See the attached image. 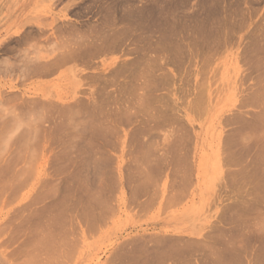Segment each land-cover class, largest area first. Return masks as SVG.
<instances>
[{
    "label": "rangeland",
    "instance_id": "obj_1",
    "mask_svg": "<svg viewBox=\"0 0 264 264\" xmlns=\"http://www.w3.org/2000/svg\"><path fill=\"white\" fill-rule=\"evenodd\" d=\"M180 1L183 3L178 2L179 4L177 3V5L178 6H184L185 5L184 7H181L182 9L179 8L178 6L177 7L179 9L177 7H174V5L171 4L172 2H167L166 7L168 9H170V7H174V8H177L178 10H180V11H178L177 9H174L177 13L180 12L179 13L180 15H177V16L179 19L181 18V20H183V19L189 20L190 19L189 16L191 14H188V13H190L191 11L193 12V13L191 12L192 14L197 13L196 15L199 16V14H198L199 10H197V6H198V9H200V8L203 9V11H201V9H200V11L204 14L206 12V10H204V9H206V8H203V7H206V5H207V8H208L209 3L211 2V1L208 2V0L207 1L206 0H189L190 2L187 0L188 2L186 1V3H185V0H180ZM222 1L221 2H220V0L218 1V3L220 2L218 4V6H220L219 8H223V7L227 8L229 6L228 9L234 10V13L231 16L239 15L240 19H239V16H235V18L237 17L236 19L238 21H236L234 19V17H233V19L235 21L233 19H231V20H233L232 21L233 23L232 22H230V23L233 25L234 29H233V27H231L229 25L227 28L229 30H231L230 32L228 29L224 28L225 32H223L221 30L222 32L215 34V35H217L218 38H222L225 36L224 39L227 38L229 41V42L226 41V43L222 44L223 46L221 45V47L214 48V49H216V51L221 49L220 51H218V53L215 51L214 54H212L214 51L213 49H212L213 50L212 53H209L211 51H209L207 53V51H206L207 48L203 47V48H205L204 52H203V49L199 48L198 49L199 54L198 55L196 54L197 55L196 57L194 56L195 60H194V57H193V59H190L191 55H190V53L188 54V52H189L188 49L186 50L187 55H184L185 57L182 56L183 58L181 60L180 59L177 60L178 58H176L174 54L166 57L168 62L166 60H165L166 62L163 61L165 59V57H164V59L161 60L162 61L161 62L162 68L159 69V71L157 73L160 75L163 73V71H167V72L170 71L171 73L173 72L172 75H174V76H172V75L169 76L170 72H169V74L166 72L165 74L168 75V82H169V84L167 83L166 85L171 86V87L164 85L165 87H161L162 89L157 91L156 94H157V96L158 95L165 96V98L161 97L163 99H160L162 101L161 102L162 104L160 103V105H159L160 107H162L161 105H163V103H165V106H166L167 102L170 103V104L168 103L169 107L173 106L174 104L175 105L173 107L178 106L177 108H174V110L172 109V110L168 111L172 116L175 117V119L173 118L175 121H173V119H172L171 120L172 122L168 121V120H167L168 121L167 122L166 119H164L163 117H160V116L158 117L157 120L155 119L154 122L152 121V125H153L152 127L154 130L152 134L154 136L153 135L149 136L148 134L147 135L146 134L139 135V133H137L136 135L134 134L135 133L134 129L136 130V127L138 128V126H140L139 123L141 124V122H136V123L133 122L134 124L133 123H127V124L124 123V125L121 124V126L117 125V126H119V129L117 126L115 128L116 130L114 129V133L117 134L119 132V135L118 134H117V136L114 135L115 138L112 136L113 138L111 137V139L116 140L114 142L115 143L117 142L116 143L117 145L115 144L116 145L115 146L112 143L111 146H109L110 147V149L108 148L110 151L109 154H111V157L113 159L111 158L112 161L109 162L110 163L109 166L107 165L108 168L105 169V171L108 172V173L106 172V174L109 175V173H110L111 176L110 177L108 176L109 177L108 178L107 175L105 174L104 179H106L105 180L106 184H104V179H102V181L100 179H98L100 176L97 178L95 175L96 179L93 177L94 180H92V183L95 182L96 184H99V185L95 184L96 185L95 187H94V184L91 185V187H93L95 189L97 188L96 189L97 192L99 191V193L96 192V194H94V196L96 198L97 197L100 198V197H102V195L105 194L104 195L105 197L101 198V200L103 199L102 200L103 202L99 199H98L99 201H97L95 198V200L97 202H100V205H98L99 203H97L95 201V203H97V204H94L93 202L92 203L94 204V206L96 208L94 206L89 208V210L91 209V212L90 211H88V212L91 213L92 215L97 213L94 217L95 219L91 217L92 218L91 220L94 219L93 220L94 224H95L94 225L91 222H90L91 224H89V222H88L89 217H87L86 215H88V216H92V215L86 214L87 210H85V209H88L86 207H89V206H86L89 202V200H88L89 197L87 199L86 196H89V194H86L85 189L82 190L83 192H82V194H80L81 191L76 187L77 186L76 181L77 180L79 181V178L74 179L77 176L76 177L73 176L74 175L73 172H75V171L77 172V170H78L77 164L74 162H71V164H70V161H68V162H67V160L63 161L62 159H60L61 161H59L58 159H56L57 158L56 156L59 157V155H61V153L64 149L63 143L57 142V140L56 141H52L53 139L51 140V138L53 137L52 135L55 134V130H54L55 128L53 129V127L56 126V124L50 125V124L55 123V122H53L54 121L53 117L51 118L53 120L52 121L51 119H49L50 116L47 117L49 114L46 115L45 113H43V112L48 113V111L46 109H44L43 112H41L42 110H40V111H39V109L37 110V108H38L37 106H39V105H35V102H36L35 98H37V100L40 98L43 99L44 97H45V99H48L49 97H47V96H50V98L56 99L58 95H62V96L69 95V96H71V94L74 93V90H76V88H75L76 83L74 82V78L71 79L69 77L67 78V77L61 76L62 74L60 73V71H57V73H54L51 75L31 76V78H29V76H28L27 79H25V78H23V74H25V73H23L22 71H21V73H23V74H21L20 72H16L17 71L16 69H19L18 71H20V69H23L24 63H26V60L28 59L27 57L30 56V55H28V56L22 55L25 51H26L25 53H27V54L29 52H30L29 54H32L34 51V53L31 56H33V55L36 56L37 53L49 52L52 48L55 47L52 45L53 43L55 44V42H54L55 39L59 42L60 41L59 37L61 35H62V37H64L65 35L66 36L69 35L68 34L69 31L67 30L68 25L64 24L62 21H72V22L76 23L77 26L79 24H83L84 26L79 25L80 28L86 29V26H85L86 24H84V23L86 21H87V24L96 23V21L99 20V15L98 14L97 15L92 14L91 12H89V13L86 12L87 14H84V15L78 14L79 15L78 16L74 12L67 11V9H70L71 7L66 8L65 6H67L66 4L71 3L72 2L71 0H0V62H1V65H3L5 68L4 69L3 66L2 67L0 66V97L3 98L4 103L8 102L7 100L5 101L6 98H4V97H7V99H8V96H9L8 94H10V97H9L10 99H8L9 101L10 100L13 101L12 96L15 95V96H13V98L18 96L16 98L17 103H19L18 102L19 100L22 101V99H24L25 103H27V104L29 102L28 107L27 106L24 107L25 105H27L24 103V101L22 102L23 104L20 103V105H22L21 107H18V104H14V106L16 108H20L18 112L21 113V111H22V113H23L25 111L27 113L26 114L24 112L22 115L18 112H15V110H14V112H15L14 116L11 115L13 113V111L10 115H8V112L10 113V111L12 110V108L10 106H13L11 103H10V106H7V108H5L4 104L0 103V108L1 109L4 108V111H2L1 114L3 112H5V110L7 109V115H5L6 112L4 114L0 115V117L3 115L6 116V118H5L6 120L3 118L5 116L1 117V119L3 118L1 123L3 124L6 121H8L9 119L12 120V121L9 120L10 121L9 124L11 122L13 123V124L11 123L12 125L11 124L10 125L5 124L6 126L3 124V127L0 128V131H2V132H0V136L3 133L1 136L2 138L0 137V143L2 142L0 145V148H1L0 149V160H1L0 161V170H1L0 171V178H1L0 179V264H128L129 257H136V256L139 257V255L141 257V253L143 250L146 251V252L145 251L143 252V253H145V254H143V256H146V253H147V255H149V254L151 255V253L154 255L161 254L162 252L159 253L157 250L154 251V248L157 249V244H159L157 242L155 243L154 241L155 240L159 241V240H161L160 238H162V237H163L162 240H164V238H165V241L177 240L178 242L176 244L179 243L180 239H182V240L184 239V241L186 240L187 244H189L188 245L189 247H187L185 245H184V247H182L183 246L182 245L181 248H183V249L185 247L190 249V245L192 244V242L194 240H196L195 243H197V241L200 242L201 240L204 241V239H207L208 241H205L204 242L205 244H203V242H200L199 243L200 246H199V244L197 243L198 247H197V245L194 244L196 247L195 251H197L196 249H198L199 253L194 251V249H193L194 247H192L190 249L191 252H189V253L192 254V256L190 255L191 257H194L193 258L194 262H195L194 264H200L202 262L201 260L204 261L201 264H205L206 261L209 264H212V262H211L212 260H210V258H208V259L205 258L204 254L206 253L205 251H207V253H208V251L210 250L209 249L210 245L211 246H213L214 244H216L217 246L221 245V244H219V243H221V238H222V236H221L222 230H220V229L222 227L221 225L223 224L222 223L223 220L222 221L220 220L221 218H223L221 216L222 215L221 213L226 209L227 205H228L229 210H231L230 208H232L231 211L233 213V209L241 207L238 205V204H241L239 202H237L238 204L235 205L238 198L239 197L242 198V196H243V198H242V200H243L244 197L247 196L245 194L246 189H245V191L242 190L244 188V186L246 187V185H242V182H243V184H245L244 179H241V178H243L244 174L239 175L240 181H241L240 182L238 180L239 177H237L238 172L236 170L239 169V173H240L242 167L244 168V165H241L242 163L243 164L247 163V165H249L248 164L249 162L247 160H246L247 162H244V160L247 158H250V157H247V154H246L245 157H247V158L242 157V156L241 157L238 156L240 158V159H238V157L236 155H240V154H238L239 153L238 151H240V150H237V152H238L237 153V152H235L236 149H234V150L231 149L232 151L235 152V153L232 152V153H234L232 155L229 146H228L229 150L225 147L227 145L226 143H228L227 141L230 140V137H232V135L234 136L236 134V130H237L236 128H237V124H238L237 120L239 121L241 119H246V117H250V119L251 118L253 119L254 117L258 118V116L264 111V110L263 111L259 110L260 107H261V109H264V107H262V106H264V104H263L264 102H262V101H264V95H263L264 90H262V87H264L263 86V84H264L263 77L264 76L262 75V73L264 74V63H263V59L260 58V57L264 58V49H263L264 47L261 46V44L264 43V30H263L264 27H260V26H262V25H260V23L262 24L264 22V0H243V1L242 0H224L223 1L224 3H222ZM248 2H250V3H248ZM91 3H92V0L74 1V5L72 6L71 9L78 7V9L83 10L84 6L83 5L81 6V4H84V5L86 4V6H87L88 4L90 5ZM193 3H195V5ZM191 4H193V5L190 6ZM198 4L199 5L201 4L200 7ZM230 4L233 6H231ZM240 4H242V6ZM79 5H80V7H79ZM193 6H194V8H193ZM64 8H66V9H64ZM183 8H185L184 11H183ZM192 8L194 9V11L192 10ZM237 8H239V9H237ZM78 9H76V10H78ZM187 9H191L190 12H189V10L187 12ZM254 9H256L257 11H255ZM95 10H97V9H95ZM195 10H197L198 12H195ZM186 13H187L188 17H185ZM202 13H201V15H202ZM93 15H95V16H93ZM181 15L184 16L185 18H183ZM196 15H194V16H196ZM194 16L192 15V19L196 18ZM242 17H244V18H242ZM244 19H245V21L243 22ZM82 22H84V23H82ZM60 27H63V28L60 29ZM259 27H260V30L258 29ZM40 29L44 30L45 32L42 30H41L42 31L41 32ZM35 30H36V32L39 30L40 33L37 32V34H36V32H34ZM62 30H65V32L68 31L67 34L64 35L65 32ZM32 32L34 33V36L32 35ZM226 32L229 35H231V37L227 36ZM29 33H31V34H29ZM223 33H225L224 36H223ZM257 33H259V34L257 35ZM39 34H42V36L41 37L38 36ZM30 35L32 37L36 38V39L34 38V43L36 44V48H37V44H38L37 43L38 41H36V40L37 39L39 40V38H37V37H40V39L42 38V42H40L41 40H39L40 45H39V48H37L40 51L36 50V53H35V48H34L35 46L34 47L31 46L33 43H29V42H32L31 39H33ZM56 35H58L57 38H59V39L56 38ZM157 35H158V33H157ZM50 36H52L53 38L51 37V39L49 40ZM54 36H55V39H54ZM254 36H256V37H254ZM45 37H49L48 39L46 38V40L53 42V43L51 42L52 43L51 44L50 42L47 41L48 43L51 44L50 46L47 42H45L46 44L44 43ZM228 37L230 38V40ZM256 38L258 40L260 38V40L258 41V40H256ZM23 39L24 40L28 39V40H26V41H28L27 42L28 44H26V42L23 43V41H22ZM52 39H54V40H52ZM18 40H20V42ZM29 40H31V41H29ZM188 40H186V41L188 42ZM251 41L254 44H255V42L257 43L258 46L255 47V51H254V49H252V51H253V53L254 52L256 53L258 51V49H260L258 51L259 56H258V54L257 55L255 54L253 57L254 58L256 56L257 57L252 60V61L255 60V62H251V64H247L245 62L246 61L245 58L247 57L245 54L246 52L244 53L245 57H243L242 52H244L246 50L245 48H247V50H249L251 48V46H253L252 48H254L255 45H251V44H253ZM230 42H232V43H230ZM245 42H246V44H245ZM41 43H42V45H41ZM184 44L185 43L183 42V45ZM45 45L47 47H45ZM133 45H131V46H133ZM262 45H264V44H262ZM5 46H8V47H5ZM51 46H53V47H51ZM185 46H186V44H185ZM41 47H42V49H40ZM261 47L263 49L262 51H261ZM7 48H9L10 50ZM43 48H45V50ZM46 48H47V50H46ZM256 48H258L257 51H256ZM209 50H211V49H209ZM200 51L202 52V54ZM205 52L207 53L208 56L204 55ZM260 52H262L263 54L262 53L260 54ZM215 53H217V54H215ZM253 53L251 52V54H253ZM119 54L120 53H114V54H109V55L103 54L99 57L97 56L94 58L95 59V60H93L94 62L90 63L92 66L88 63H86L84 65L82 63H78V66L76 68L77 71L75 73L77 74L78 79H80V81L82 82V85L79 86L77 88V90L78 89L90 90L89 88H91L92 85L96 88H100L99 83L97 85V83L94 80H91L89 75L92 72H97V71L99 72V70H101L102 74H104V73L109 74L110 67H107V65L105 66L103 64L106 63V61L109 62L111 60V57L118 56ZM193 54H192V56H193ZM133 55H134L133 53L126 54L123 57L131 59L130 57H132ZM210 55H211V57H209ZM212 55H213V57L216 56V59H215V57L213 58ZM240 55H242V56H240ZM24 57L26 58V60ZM186 57H188V59ZM185 58H186V60H185ZM207 58L210 61H208ZM13 59H16L18 61H20V59H23V60H21L20 62H17L15 60L16 61V63H15ZM174 59H176V60H174ZM203 59L207 60L206 62L207 63L209 62V63L205 64V60H203ZM251 59H252V57H251ZM7 60H9V61H7ZM12 60H13V62H12ZM260 60H262V61H260ZM180 61H183V62H180ZM258 61L260 63L262 62L263 65H261L259 63L261 65L260 66L258 64ZM171 62H173V63H171ZM210 62H211V64H210ZM163 63H165V64L163 65ZM253 63L254 64L257 63L258 64L257 66H259V67H257V69L255 67L253 68ZM9 64L12 67H13L12 64H16L14 66L15 69L12 70L11 68H9ZM254 66H256V65H254ZM164 67H166V68H164ZM7 68L11 69V70H9V72H8ZM104 68H107V69L103 70ZM177 68H179V69H177ZM177 70H179L180 72ZM12 71H14V72L12 73ZM82 71H84V72L81 73ZM103 71H104V73H103ZM161 71H162V73H161ZM15 73H16V76H15ZM260 73L262 76H259V77H261L262 79L261 78L259 79L257 77V75L258 74L260 75ZM250 74L253 76H251ZM254 74L256 77H254ZM18 76H19V78H18ZM85 76L87 77L88 80L85 78ZM82 77H84V78H82ZM174 77H175V79H174ZM172 79H174L173 82H172ZM184 79H186L187 82ZM243 79H244V81H243ZM257 79L260 80V81H258L260 83L259 86L262 84V87L260 86L259 91L257 90L258 93H256V91L253 93V91L255 90L256 84L258 83ZM86 80H87V82H85ZM170 80H171V82H170ZM190 80H192V81H190ZM261 80H263V81H261ZM188 81H190L191 83L190 82L188 83ZM203 82H204V84H203ZM183 84H185L186 86ZM188 84H190L189 87H188ZM192 84L194 87L193 86L191 87ZM195 84H196V87H195ZM182 85L185 86L186 89H183L184 87ZM13 86H17V87H13ZM93 86H92V88H94ZM97 86H99V87H97ZM257 86H258V84H257ZM169 88H171V89H169ZM177 88H178V90L180 89L179 90L180 93L177 91ZM190 88H193V89L195 88V92H197V90L200 89V90L204 91V95H206V96L209 93L211 95V97H214L213 104L208 106V102L205 101L204 103H202L203 105L201 104L202 106H199V108L197 107L198 109H195V111L192 110L189 106V102L194 97L195 94L192 93V91L189 92V90H192ZM206 88H207V90H205ZM111 89H113V88L111 87ZM181 89L186 90L187 93ZM251 89H253V90H251ZM260 90H262V91H260ZM169 91H170V95H172L171 99L169 98V93H168ZM249 91L251 93L250 96L248 94ZM2 93H3V95H2ZM167 93H168V95H167ZM184 93H185V95H184ZM11 94H13V95H11ZM79 94L84 95L83 93L81 94V92ZM213 95H215V96H213ZM252 95H254L255 97L258 96L260 99L258 100L257 98L253 97ZM260 95H262L263 98ZM160 96H159V98H160ZM20 97H22V98H20ZM251 97H253L255 99H253V98L251 99ZM1 98H0V102H2ZM18 98H20V99H18ZM26 98L28 99L27 102H26ZM71 100L72 99H70V101ZM160 100H159V102H160ZM163 100H164V102H163ZM157 101H158V98H157ZM243 101L245 104L248 102H251V103L245 105L243 103ZM257 101L262 102L263 105L259 104L260 105V107H259L258 104H256ZM12 103H15V102H12ZM1 104L4 106H2ZM156 105H158L157 102H156ZM14 106H13V108H15ZM166 107L163 106L162 108H166ZM162 108H160V109H162ZM8 109H10V110L8 111ZM34 109H36V110H34ZM240 109H241V111H240ZM17 110L18 109H16V111ZM247 110H248V113H247ZM175 111H177V112H175ZM235 111L236 112L238 111V112L234 116ZM244 111H245V113H244ZM260 111H261V113H259ZM239 112H241V113H239ZM32 113L33 114L35 113L34 118L35 117L38 118V120L35 118L36 122L39 121V117L42 120L41 116H44L43 119L45 118L42 121L40 120L38 123V125L41 126L40 130H38L39 126H37V125H35L37 127L31 126V124L36 123L35 119L33 117H30L33 115ZM177 113H178V115H177ZM24 114H26V115H24ZM50 114H52V113H50ZM175 114H176V116H175ZM244 114H246L247 116ZM15 115L16 116L18 115V117L20 116L19 118H21V119H19ZM238 115H240V118H238L236 121H234L233 117H236ZM255 115H257V116H255ZM261 115H263V114H261ZM26 116L28 118L25 119ZM111 117H113V115ZM141 117H144V116L142 115V116H140V118ZM12 118L15 119V122H16L15 124H17V122L19 121V123H18L19 126L21 125L20 122L22 121V118H23L21 127H18V124H17V127H16L17 129H16L13 126L15 124H14V121ZM229 119H231V120H229ZM232 119H233V123H232ZM258 119H259V121H257V122H259L258 124L256 123V120H252L253 122L256 123V125H255V123L253 124V122L250 120L252 127L250 128L249 131L254 130L255 133H256V131L258 132L260 130H261V132L264 131L263 130V128H264V125H263L264 124V122H263L264 117H263V119L261 118L262 121L260 120V118H258ZM3 120H4V122H3ZM28 120H31V123ZM138 120L141 121V119H139V117H138ZM25 121H28V122H26L27 123L26 125L31 126L30 127L31 129L29 128V126L27 127V129L28 128L29 129L28 130L26 129V126L24 125ZM32 121H34L35 123ZM43 121H44V123H43ZM262 122H263V124H262ZM1 123H0V125H1ZM6 123H8V122H6ZM260 124L263 125L262 129H260L261 128ZM42 126H45V127L51 126L52 128L46 127L47 128L46 130L49 131L50 129H53L54 133L52 131H50L53 133V134L51 133L52 135L49 132L47 133L45 130V127H42ZM141 126H142V124H141ZM13 127L15 129H12ZM140 127H139V129H140ZM8 128L9 129L11 128V130H9ZM22 128H25V129H23V133H22ZM34 128H35V130L37 129L36 132H35ZM41 128H44V130H43L44 136L42 134L43 132H41L42 131ZM252 128H258L259 130L258 129L257 130L252 129ZM12 130H14V131H12ZM39 131L41 132L42 136L39 134ZM18 132L20 135L18 134ZM25 132L28 135H30L31 138H30V136L29 137L23 136V135H25ZM254 132H252V133L255 134ZM8 133H9V135H7ZM37 133H38V136L36 137ZM45 133H47V134L45 135ZM11 134H13V135L11 136ZM132 134H133V136H132ZM258 134H259V132H258ZM16 135L17 136L19 135V136L16 137ZM57 135L61 136L60 133L59 134L57 133ZM57 135H55L56 138L60 137ZM32 136H35L34 137L35 139L33 138V140H35V141L32 140ZM39 136H41V137L38 138ZM4 137H5V140H4ZM116 137H118V138H116ZM235 137H237V135ZM28 138L32 141L30 142V140H27ZM41 138L43 140L38 141ZM135 138H136V141H134ZM2 139H3V141H2ZM73 139L75 140V138H73ZM73 139H70V140H73ZM232 139H233V137H232ZM113 140H111V141H113ZM6 141H8V142H6ZM224 141H225V143H223ZM36 142H38L37 146L35 144ZM49 142H51V143H49ZM5 143H6V145H5ZM30 143H33V144L31 145ZM48 143L50 146L48 145ZM28 144L32 147L28 146ZM22 145L24 147H22ZM175 145H177V146H175ZM20 146H21V148H20ZM178 146H179V148H178ZM222 146H224V147L222 148ZM30 148L32 151L31 150L29 151ZM35 148H36V150L34 152L33 150ZM56 148H57V150H56ZM224 148H226V149H224ZM73 149H75V148L73 147ZM175 149L177 150V152ZM223 149L227 153L229 151V153H228L229 155L226 152H224ZM14 150H16V151H14ZM137 150H139V151H137ZM54 151L56 153H54ZM241 152H242V150H241ZM32 153L33 154L35 153V154L33 155ZM146 153L147 154L149 153L148 154L149 156L145 155ZM76 154H77V151L72 152L71 156H75ZM141 156H142V161H141ZM144 156L145 157L148 156L147 159H149V160H143ZM174 156H178V157H174ZM231 156H233L236 159H234V160L232 159L230 161L229 158H232ZM24 157L25 158L30 157V158L24 159ZM31 158H33V159H31ZM227 159H229V160H227ZM137 160H138V162H137ZM248 160L250 161L251 158ZM139 161H141V162H139ZM143 161H146V162L144 163ZM227 161H228V163L231 162L232 164L229 163V165H228V163H224ZM11 162H13V163H11ZM62 162H64V164ZM72 163L74 165H72ZM239 163H241V164H239ZM31 164H33V165H31ZM70 165L74 166L75 169H73V167ZM20 166H22V167H20ZM246 166H245V168H246ZM14 167H15V169L16 168L17 169L15 170ZM28 167H30V168L28 169ZM33 167H34V169H33ZM150 167L151 168L153 167V168L151 169ZM176 167L180 171H178L176 169ZM240 167H241V169H240ZM174 168L178 171V173H177V171H176V173L173 172ZM158 169H160V170H158ZM11 170H13V172ZM23 170L25 171V173ZM28 170H30V171H28ZM146 170L148 173L146 172ZM232 170L233 171L235 170V173L237 172L235 174V176L232 175V174H234V172ZM71 171H73V172H71ZM141 171H142V173L144 171V176L142 174H140ZM225 171H227L229 175H232L230 177H227L229 179V180L227 179L229 182L226 181V176H227L226 174L227 173ZM11 172L13 174H11ZM136 173H138L139 175L138 174L136 175ZM149 173H151L150 176H148ZM3 174H5V175H3ZM22 174H24V177ZM132 174H135V176ZM222 175H225V176L223 177ZM128 176H129V178H128ZM146 176H148L149 178ZM13 177H14V179H13ZM17 177L19 179H17ZM233 177H234V179H236V177H237V181L234 179L232 180L231 178H233ZM11 178H12V180H11ZM66 179H68L69 181H67ZM72 180H74L76 184L74 183V181L72 182ZM142 180L147 184H145ZM230 180L232 182H230ZM107 181H108V183H107ZM99 182H102L104 185H107L106 186L107 188H102V187H104V185L102 183H99ZM184 182H186V184ZM222 182H223V184H225V186L222 185ZM227 182L229 183V185ZM140 183H141V185H140ZM230 183H231V187L233 186L232 192H231L230 187H228V186H230ZM10 185H13L12 189L9 188ZM48 185H49V187H48ZM101 185H103L101 187L102 189L99 188L100 189L99 190L98 187ZM241 185L243 187H241ZM78 186H79V184H78ZM138 186L141 187V190L138 189ZM75 187H76V189H75ZM144 187H145V189H144ZM234 187L235 188L240 187V188H237L240 191L236 190ZM53 189L57 192H55ZM71 189L73 191L74 190L75 191L73 192ZM228 189L230 190V192H228L229 191ZM49 190H51V192H49ZM142 190H143V192H142ZM144 190H146V191H144ZM241 190L244 194L241 192ZM93 191H91V192H93ZM84 192H85V194H83ZM91 192H89V193H91ZM240 192L242 193V195L240 194ZM93 193H91V194H93ZM224 193H226V194H224ZM234 193H236V194H234ZM227 195L228 196L230 195V197H228ZM84 196L86 197V199L88 201L87 204L85 203L86 200H84L85 199ZM91 196L93 197V195H91ZM227 197H228V199H227ZM223 198H224V200H223ZM61 200L63 203L61 202ZM81 200L85 201L84 202L85 206H82V210H81L80 206L84 205V204H82ZM240 200H238V201H240ZM243 201L245 202V200H243ZM223 202L226 204H224ZM240 202H242V201H240ZM61 203H62V205H61ZM77 203H78L79 207L77 206ZM233 203H234V205H233ZM222 207H223V209H222ZM62 208H64V209H62ZM242 208H243V206H242ZM242 208H240V210ZM93 209L95 210L94 213L92 211ZM56 210H58V211H56ZM79 210H81V212ZM219 211H220V214H219ZM234 211L238 212L237 209ZM242 211L243 210L239 211L238 213H243ZM56 212H58V214H60V216L58 214H55ZM237 212L235 213L236 215H237ZM81 213H83V214H81ZM224 213H225V211L223 212V215H224ZM98 214H99L100 218H96L98 216ZM53 215H55V216H53ZM65 215L67 218L65 217ZM83 215L85 217H87V219H85V217ZM51 216H53L55 221ZM68 216H70V217H68ZM73 217H74V219L72 221ZM75 217H76V219H75ZM243 218H245V216L241 217V219L239 217V219L236 220L237 222L234 221L235 224L238 223V220H240V222H241V220ZM81 219H84V221H82ZM48 220L50 221L49 222L50 224L45 223V222H48ZM218 220H219V222H217ZM85 221L87 223H85ZM171 221H175L177 223V228L190 227L191 230H187V231H185V233H180V234L171 233V232L164 233L163 229L169 227L168 224ZM258 221H259V219H258ZM258 221H256L257 227L259 224ZM74 222L75 223L77 222V223L75 224ZM240 222H239L238 226H241ZM45 224H48L49 226L48 225L45 226ZM260 224H262V223H260ZM54 225H56V226L58 225V226L56 227ZM217 226H219L220 229ZM61 228H63V229H61ZM213 228L217 229L218 232H215L216 230H214ZM48 229H49V232H48ZM46 230H47V232H46ZM52 231L56 234V236H55L56 239L53 236H52L53 238H51V237L46 238L47 237L46 235L49 234L48 236H50L51 235L50 232H52ZM57 232L59 233L58 235H60V238L57 236ZM54 233H52V235H55ZM60 233H64V235L62 234L63 235L62 236ZM38 234H39V237H38ZM235 234H236V232H235ZM237 234H238V232H237ZM36 235H37V237H35ZM42 235H44V236H42ZM160 235L162 237H160ZM206 235H207V238H206ZM209 235H212L213 239H215L216 235H217V240L216 239H215V241L212 240V238ZM61 236L66 238V240H61V238H62ZM153 238H154V240H153ZM168 238H170V239H168ZM238 238L240 239L241 236L237 235L236 240ZM199 239H200V241H199ZM55 240H57V241H55ZM61 241H63V242H61ZM210 241H211V243H210ZM53 242L55 244H56V242H58V243L55 245ZM60 242H61V244H59ZM131 242H133V243H131ZM139 243H141V244L143 243V245H139ZM146 244H147V246H146ZM152 244L155 245L156 247H154ZM163 244H165V246H168L166 244H169L171 246L175 245V244L172 245V243H162L161 245L164 246ZM182 244H184L183 241H182ZM161 245L159 244L158 246L160 247ZM129 246L130 247L133 246L132 247L133 249L130 248ZM215 246H213V247H215ZM137 247H139V249ZM48 248H49V250H48ZM160 248H162V247H160ZM187 248H185V249L187 250ZM164 249H166V248H164ZM202 249H203V251L200 252V250H202ZM150 250H152V251H150ZM161 250H163V249H161ZM119 251H121V252H119ZM188 251H185V252H188ZM54 252H55V255H54ZM202 252L203 253L205 252V253L202 254ZM132 254H134V255H132ZM115 255L123 256V258H124L123 262L122 263H110L111 257H114ZM200 255H202L204 258L201 259ZM206 257H208L207 254H206ZM192 264H193V262H192Z\"/></svg>",
    "mask_w": 264,
    "mask_h": 264
},
{
    "label": "bare ground",
    "instance_id": "obj_2",
    "mask_svg": "<svg viewBox=\"0 0 264 264\" xmlns=\"http://www.w3.org/2000/svg\"><path fill=\"white\" fill-rule=\"evenodd\" d=\"M72 2L71 3H69V4H66L67 6H65L66 8H72V6L74 5V1H78V0H71ZM186 1L187 0H185V3H186ZM189 1V0H188ZM187 1V2H188ZM207 1V0H206ZM205 1V2H206ZM209 1H211L210 3H209V6H208V8H207V5H206V7H203V8H206V9H204V10H206V12L203 14L201 11H203V9L202 8H200L201 9V11H200V9H198V6H197V10H199V12L197 11V10H195V12H198V14H199V16L198 15H196V14H192L191 12H190V10L191 9H187V12H188V10H189V12L190 13H188V14H191L189 17H190V19L188 20H181V18L179 19L178 18V16L177 15H180L179 13H177L174 9H177L178 7L179 8H181V7H184V6H178L177 5V3L179 2H181L180 0H92V3L88 6H86V4L84 5V4H81V6L83 5L84 7V9L83 10H80V9H78V7H75V8H73V9H67V11H71V12H74V13H76L77 15L79 14H87L86 12H91L92 14H98L99 15V20L98 21H96V23H89V24H87V21L84 23V22H82V23H84V24H86L85 26H86V29H83V28H80V26L81 25H83V24H79L78 26H77V24L76 23H74V22H72V21H62L64 24H66V25H68V31H69V35H65V34H67V32H65V30H62V31H64L65 33H64V37H62V35L59 37L60 38V41L58 42L56 39H55V36H54V39H52V40H54V42H55V44L52 42V41H48V40H46V38L48 39L49 37H45L44 39V43L45 42H52L51 44L53 45V46H55L54 48H52L49 52H46V53H37V55L36 56H31L33 53H34V51H33V53L32 54H27V53H23L22 55H24V56H28V55H30L29 57H27L28 59L26 60V58H25V60H26V63H24V67H23V69H20V71H18L19 69H16L17 71L16 72H20L21 73V71L23 72V73H25V74H23V73H21V74H23V78H25V79H27V77L29 76V78H31V76H47V75H51V74H54V73H57V71H60V73L62 74L61 76H64V77H69V78H74V82L76 83V90H74V93H72L71 94V96H69V95H66V96H62V95H58L57 96V98L56 99H54V98H50V96H47V97H49L48 99H45V97L43 98V99H38L37 100V98H35V100H36V102H35V105H39V106H37L38 108H37V110L39 109V111L40 110H42L41 112H43V110L44 109H46L47 111H48V113H46V112H43V113H45L46 115H48L47 117H49L50 116V118L49 119H51L52 117H53V119H54V121L53 122H55L54 124H50V125H55L56 124V126H54L53 127V129L55 130V134L54 135H52L53 133H54V130L53 129H50L49 131L48 130H46L47 128L46 127H50V128H52L51 126H42V127H45V130H46V132L48 133H52L51 135L53 136L52 138H51V140L52 141H56L57 140V142H61V143H63V146H64V149H63V151H62V153H61V155H59V157L58 156H56L57 158L56 159H58L59 161H61L60 159H62L63 161L64 160H67V162L68 161H70V164H71V162H74V163H76L77 164V168H78V170H77V172L75 173V172H73V171H71V172H73L74 173V175L73 176H77L76 178H74V179H77V178H79V181L77 180L76 182H77V188L81 191V193L80 194H82V190H86V194H89V196H86L87 197V199H88V197H89V202L87 201V199H86V197H85V199L84 200H86V202L83 200H81L82 201V204H84V205H81L80 207H81V210H82V206H85V203L87 204V202H88V204L86 205V206H89V207H86V208H88V209H85V210H87V213L86 214H89V215H92L91 213H89L88 211H90L91 212V209L89 210V208H91V207H93L94 206V204H97V203H99L98 205H100V202H97V201H99V200H101V198H103V197H105L104 195H102V197H100V198H96L95 196H94V194H96V192H97V188L95 189V188H93V187H91V185H93L94 184V187L96 186V185H99V184H96L95 182L94 183H92V180H94V178L96 179V177L98 178L99 176L101 177H99L98 179H100L101 181H102V179H104L105 177V174H106V172L107 171H105V169L106 168H108L107 167V165L109 166V162L110 161H112L111 160V154H109L110 153V151H109V149H110V147L109 146H111V144L113 143L114 145L117 143H115L114 141H116V140H113V139H111V137L113 136L114 138H115V136H117V134L119 135V132L116 134V133H114V129L116 128V126L117 125H119V126H121V124H123L124 125V123H136V122H141V124H142V126H141V124L139 123V125L141 126H138V128L136 127V130L134 129V131H135V135L137 134V133H139V135H141V134H148L149 136L150 135H153L152 133H153V125H152V121L154 122V120L156 119H158V117L160 116V117H163L164 119H166V121L168 120V121H171L173 118L175 119V117L174 116H172L168 111L169 110H174V108H177L178 106H176V107H173V106H171V107H169V102H167V107L165 106V103H163V105H161L162 107L164 106V107H166V108H162V107H160L159 105H160V103L162 102L160 99H163V98H161V97H164L165 98V96H160V95H158L157 96V91H159V90H161L162 88L161 87H165L164 85H166L167 83L169 84V82H168V75H166L165 73L167 72V71H163V73H162V71H161V73L162 74H158L157 72L159 71V69H161L162 68V66H161V60L162 59H164V57H165V59L163 60V61H167V58L166 57H168L169 55H172V54H174L175 55V57L176 58H178L177 60H181L183 57H185L184 55H187V52H186V50L188 49V54L190 53V55H191V58L190 59H193V57L195 56H197L199 53H198V49L199 48H201V49H203V52H204V50H205V48H203V47H206L207 49H206V51H207V53L209 52V51H211V52H209V53H212V51H213V53L212 54H214V52L216 51V49H214V48H218V47H221V45L222 44H224V43H226V41H228V39L227 38H225L224 39V34L225 33H223V36L224 37H222V38H218L217 37V35H215L216 33H219V32H225V30H224V28H226V29H228L227 27L230 25L231 27H233V25L230 23V22H232L234 19L236 20V21H238L236 18H235V16H239V15H234V16H231L233 13H234V10H232V9H228V7L227 8H225V7H223V8H219L220 6H218V4L222 1V0H220V2L218 3V1L219 0H208V2ZM224 1V0H223ZM222 1V3H224ZM243 1V0H242ZM167 2H172L171 4H173L174 5V7H177V8H174V7H170V9H168L166 6V4H167ZM190 2V1H189ZM193 2V1H192ZM204 2V3H205ZM226 2V1H225ZM240 2V1H239ZM81 3V2H80ZM84 3V2H83ZM90 3V2H89ZM178 3V4H179ZM181 3H183V2H181ZM203 3V4H204ZM230 3V2H229ZM248 3H250V2H248ZM194 5H195V3H193ZM193 4H191L190 6H192ZM197 4V3H196ZM189 5V4H188ZM199 5V4H198ZM201 5V4H200ZM200 5H199V7H200ZM223 5V4H222ZM221 5V6H222ZM231 5V4H230ZM237 5V4H236ZM241 6H242V4H240ZM187 6V5H186ZM205 6V5H204ZM224 6V5H223ZM231 6H233V5H231ZM230 6V7H231ZM79 7H80V5H79ZM240 7V6H239ZM66 8H64V9H66ZM178 8V9H179ZM186 8V7H185ZM185 8H183V11H184V9ZM193 8H194V6H193ZM192 8V10L194 11V9ZM76 9H78V10H76ZM95 9H97V10H95ZM172 9V10H171ZM177 9V10H178ZM182 9V8H181ZM196 9V8H195ZM237 9H239V8H237ZM252 10V9H251ZM255 11H257L256 9H254ZM178 11H180V10H178ZM186 12V11H185ZM201 13H202V15H201ZM214 13V14H213ZM241 13V12H240ZM182 14V13H181ZM185 14V13H184ZM236 14V13H235ZM244 14V13H243ZM78 15V16H79ZM192 15L194 16V15H196V16H194V17H196L195 19H192ZM66 16V15H65ZM93 16H95V15H93ZM182 16V15H181ZM228 16V17H227ZM247 16V15H246ZM98 17V16H97ZM183 18H185V17H188L187 16V13H186V16L184 17V16H182ZM232 17V18H231ZM233 17H234V19H233ZM249 17V16H248ZM263 17V16H262ZM229 18V19H228ZM242 18H244V17H242ZM98 19V18H97ZM231 19H233V20H231ZM239 19H240V16H239ZM246 19V18H245ZM245 19L243 20V22L245 21ZM234 20V21H235ZM240 21V20H239ZM92 22V21H91ZM241 22V21H240ZM263 22V21H262ZM233 23V22H232ZM259 23V22H258ZM264 23V22H263ZM261 24L260 23V25H262V26H260V27H264L263 25L264 24ZM243 24V23H242ZM255 24V23H254ZM84 26V25H83ZM259 26V25H258ZM260 27L258 28L259 30H260ZM61 28H63V27H60V29ZM66 28V27H65ZM43 29V28H42ZM42 29H40V31L42 30ZM233 29H234V27H233ZM257 29V30H258ZM222 30V31H221ZM229 30V29H228ZM264 30V29H263ZM262 30V31H263ZM32 31V30H31ZM30 31V32H31ZM42 31H44V30H42ZM41 31V32H42ZM61 31V30H60ZM231 30H229V32H230ZM261 31V32H262ZM34 32H36V30L34 31ZM37 32H39V30L37 31ZM37 32H36V34H37ZM45 32V31H44ZM43 32V33H44ZM259 32V31H258ZM40 33V32H39ZM157 33H158V35H157ZM227 33V32H226ZM25 34V33H24ZM23 34V35H24ZM29 34H31V33H29ZM53 34V33H52ZM63 34V33H62ZM259 33H257V35H258ZM261 34V33H260ZM32 35L34 36V33L32 32ZM60 35V34H59ZM31 36V35H30ZM38 36H42V34H39ZM57 36L58 35H56V38H57ZM227 36H230L231 37V35H229L228 33H227ZM22 37V36H21ZM32 37V36H31ZM30 37V38H31ZM40 37H37V38H39V40H41L40 42H42V38L40 39ZM51 37L52 36H50V38H49V40L51 39ZM155 37V38H154ZM254 37H256V36H254ZM259 37V36H258ZM33 39H31L32 40V42H29V43H33L31 46H35L34 48H35V53H36V50H39V49H37V48H39V40L37 39L36 41H38L37 43V48H36V44L34 43V38L35 37H32ZM53 38V37H52ZM59 38H57V39H59ZM229 38V37H228ZM234 38V37H233ZM18 39V38H17ZM36 39V38H35ZM189 39V40H188ZM255 39V38H254ZM21 40V39H20ZM20 40H18L19 42H20ZM26 40H28V39H26ZM26 40H22L23 41V43H25L26 42V44H28L27 42L28 41H26ZM31 40H29V41H31ZM186 40H188V42L186 41ZM229 40H230V38H229ZM256 40H258L257 38H256ZM259 40H260V38H259ZM258 40V41H259ZM262 40V39H261ZM186 41V42H185ZM232 41V40H231ZM247 41V40H246ZM255 41V40H254ZM47 42V43H48ZM183 42L186 44V46H185V44L183 45ZM229 42V41H228ZM233 42V41H232ZM232 42H230V43H232ZM248 42V41H247ZM252 42V41H251ZM250 42V43H251ZM263 42V41H262ZM18 43V42H17ZM50 43H48L49 44V46L51 45ZM229 43V44H230ZM249 43V42H248ZM253 43V42H252ZM20 44V43H19ZM46 44V43H45ZM135 46H134V45ZM245 44H246V42H245ZM262 44H264V43H262ZM261 44V46H263L264 47V45H262ZM30 45V44H29ZM41 45H42V43H41ZM131 45H133V46H131ZM226 45V44H225ZM228 45V44H227ZM235 45V44H234ZM250 45V44H249ZM251 45H255L254 46V48H252L253 46H251ZM250 46H251V48L249 49V50H247V48H245L246 50L244 51V52H242L243 53V57H245V54H246V63L247 64H251V62H255V60L254 61H252L253 59H255L253 56L256 54H258V51L260 50V49H258V48H256V51H257V49H258V51L255 53H253V51H252V49H254V51H255V47H257L258 45H257V43L255 42V44L253 43V44H251ZM53 46H51V47H53ZM223 46V45H222ZM229 46V45H228ZM249 46V47H250ZM5 47H8V46H5ZM43 47V46H42ZM42 47L40 48V49H42ZM45 47H47L46 45H45ZM50 47V48H51ZM7 49H9V48H7ZM44 50H45V48H43ZM209 49H211V50H209ZM213 49V50H212ZM264 49V48H263ZM262 49V47H261V51L263 50ZM10 50V49H9ZM34 50V49H33ZM46 50H47V48H46ZM218 50V49H217ZM221 50V49H220ZM220 50H218V51H220ZM40 51V50H39ZM38 51V52H39ZM202 51V50H201ZM200 51V52H201ZM218 51H216L217 53H218ZM16 52V51H15ZM28 52V51H27ZM246 52V53H245ZM251 52L253 53V54H251ZM114 53H120L118 56H115V57H111V60L109 61V62H107L106 61V63H104L103 65H107V67H110V70H109V74L107 75L106 73H104V71H103V73L104 74H102V72H101V70H99V72L97 71V72H92L90 75H89V77L91 78V80H94L96 83H97V85H98V83H99V85H100V88H96V87H94L93 85V87L94 88H92V86H91V88H89L90 90H85V89H78L77 90V88L79 87V86H81L82 85V82L80 81V79H78V76H77V74L75 73L76 71H77V66H78V63H82L83 65L84 64H86V63H88V64H90V63H93L94 61L93 60H95L94 58L95 57H99V56H101V55H103V54H105V55H109V54H114ZM131 53H133L134 55L132 56V57H130L131 59H129V58H125V57H123V56H125L126 54H131ZM193 54V56H192V54ZM207 53L205 52V54L204 55H207ZM217 53H215V54H217ZM241 53V54H242ZM245 53V54H244ZM262 52H260V54H261ZM21 54V53H20ZM197 54V55H196ZM201 54H202V52H201ZM263 54V53H262ZM14 55V54H13ZM21 55V56H22ZM252 55V56H251ZM183 56V57H182ZM189 56V55H188ZM208 56V55H207ZM240 56H242V55H240ZM258 56H259V54H258ZM23 57V56H22ZM108 57V56H107ZM134 57V58H133ZM171 57V56H170ZM169 57V58H170ZM195 57H194V60H195ZM206 57V56H205ZM209 57H211V55L209 56ZM212 57H213V55H212ZM215 57V59H216V56H214ZM213 57V58H214ZM251 57H252V59H251ZM9 58V57H8ZM168 58V59H169ZM187 59H188V57H186ZM186 58H185V60H186ZM201 58V57H200ZM203 58V57H202ZM261 59H263V63H264V58L263 57H260ZM259 58V59H260ZM10 59V58H9ZM244 59V60H245ZM5 60V59H4ZM11 60V59H10ZM14 60V62L16 63V61L17 62H20L21 60H23V59H20V61H18V60H16V59H13ZM13 60H12V62H13ZM16 60V61H15ZM172 60V59H171ZM174 60H176V59H174ZM203 60H205V59H203ZM207 60L208 61H210L208 58H207ZM207 60H205V64H208L206 61ZM7 61H9V60H7ZM165 61V62H166ZM170 61V60H169ZM173 61V60H172ZM184 61V60H183ZM183 61H180V62H183ZM190 61V60H189ZM260 61H262V60H260ZM11 62V63H12ZM168 62V61H167ZM174 62V61H173ZM173 62H171V63H173ZM178 62V61H177ZM194 62V61H193ZM204 63V62H203ZM260 62L258 61V64H259ZM87 64V65H88ZM165 63H163V65H164ZM204 64V65H205ZM210 64H211V62H210ZM209 64V65H210ZM257 63H253V68L255 67L256 69H257V67H259V66H257L258 65ZM261 65H263L262 64V62L260 63ZM259 64V65H260ZM13 65V67L9 64V68H11L12 70L13 69H15L14 68V66L16 65V64H12ZM91 65V64H90ZM177 65V64H176ZM183 65V64H182ZM181 65V66H182ZM254 65H256V66H254ZM260 65V66H261ZM0 66L2 67L3 65H1V62H0ZM11 66V67H10ZM92 66V65H91ZM90 66V67H91ZM178 66V65H177ZM180 66V65H179ZM192 66V65H191ZM190 66V67H191ZM248 66V65H247ZM65 67V68H64ZM86 67V66H85ZM3 68H4V66H3ZM2 68V69H3ZM22 68V67H21ZM63 68V69H62ZM101 68V67H100ZM164 68H166V67H164ZM5 69V68H4ZM8 69V68H7ZM11 69H8V72H9V70H11ZM107 68H104L103 70H106ZM177 69H179V68H177ZM177 71H179V70H177ZM182 71V70H181ZM257 71V70H256ZM14 71H12V73H13ZM80 72V71H79ZM84 71H82L81 73H83ZM169 72L170 71H168L167 73L169 74ZM180 72V71H179ZM188 72V71H187ZM197 72V71H196ZM249 72V71H248ZM5 73V72H4ZM19 73V74H20ZM111 73V74H110ZM173 73V72H172ZM172 73L170 72V74H169V76L170 75H172ZM262 73V72H261ZM261 73H260V75L258 74L257 75V77L260 79L261 77H259V76H264V74L262 73V75H261ZM20 74V75H21ZM190 74V73H189ZM26 77H25V76ZM81 75V74H80ZM162 75V76H161ZM251 75V74H250ZM10 76V75H9ZM15 76H16V73H15ZM83 76V75H82ZM172 76H174V75H172ZM186 76V75H185ZM251 76H253V75H251ZM22 77V76H21ZM254 77H256L255 76V74H254ZM16 78V77H15ZM18 78H19V76H18ZM28 78V79H29ZM82 78H84V77H82ZM85 78L87 79V77L85 76ZM172 78V77H171ZM182 78V77H181ZM188 78V77H187ZM186 78V79H187ZM243 78V77H242ZM245 78V77H244ZM174 79H175V77H174ZM174 79H172V82H173V80ZM186 79H184L185 81H186ZM189 79V78H188ZM187 79V80H188ZM241 79V78H240ZM262 79V78H261ZM85 80V79H84ZM88 80V79H87ZM87 80L85 81V82H87ZM182 80V79H181ZM242 80V79H241ZM263 80H264V77H263ZM263 80H261V81H263ZM190 81H192V80H190ZM190 81H188V83L190 82ZM243 81H244V79H243ZM246 81V80H245ZM258 81H260V80H258L257 79V82ZM71 82V81H70ZM170 82H171V80H170ZM187 82V81H186ZM191 83V82H190ZM262 83V82H261ZM16 84V83H15ZM171 84V83H170ZM201 84V83H200ZM203 84H204V82H203ZM207 84V83H206ZM236 84V83H235ZM255 84V83H254ZM257 84H258V86H257ZM256 84V87H255V90L253 91V93L256 91V93H258V91H259V89H260V86L262 87V84L259 86V82ZM72 85V84H71ZM173 85V84H172ZM183 85H185V84H183ZM182 85V86H183ZM166 86H168V85H166ZM186 86V85H185ZM185 86H183L184 88L183 89H186L185 88ZM190 86V84H188V87ZM193 86V84L191 85V87ZM198 86V85H197ZM263 86H264V84H263ZM13 87H17V86H13ZM97 87H99V86H97ZM111 87L113 88V89H111ZM168 87H171V86H168ZM194 87V86H193ZM195 87H196V84H195ZM264 87H262V90H264L263 89ZM169 89H171V88H169ZM173 89V88H172ZM183 89H181V90H183ZM190 89H192V90H189V92L190 91H192V93H194L195 95H194V97L190 100V102H189V106H190V108L192 109V110H194L195 111V109H198L199 108V106H202L203 104L202 103H204L205 101L206 102H208V106H210L211 104H213V102H214V97H211V95L208 93V95L206 96V95H204V91H202V90H197V92H195V88L193 89V88H190ZM168 90V89H167ZM180 90V89H179ZM178 90V88H177V91L180 93V91ZM205 90H207V88L205 89ZM251 90H253V89H251ZM258 90V91H257ZM262 90H260V91H262ZM176 91V92H177ZM183 91H185L186 92V90H183ZM246 91V90H245ZM81 92V94L83 93L84 95H80L79 93ZM177 92V93H178ZM242 92V91H241ZM12 93V92H11ZM87 93V94H86ZM169 93V98L171 99V96L172 95H170V91L168 92ZM168 93H167V95H168ZM187 93V92H186ZM5 94V93H4ZM8 94V93H7ZM50 94V93H49ZM172 94V93H171ZM249 96L251 95V93H250V91H249ZM2 95H3V93H2ZM1 95V96H2ZM9 95V96H8ZM7 96H8V99H10L9 97H10V94H8ZM11 95H13V94H11ZM184 95H185V93H184ZM191 95V94H190ZM263 95H264V93H263ZM6 96V95H5ZM13 96H15V95H13ZM13 96H12V100L13 101H9L8 99H7V97H4V98H6L5 99V101L7 100L8 102H6V103H4V100H3V98H1L2 99V102H0V103H2V104H4L5 105V108H7V106H10V103L14 106V104H18V107H21L22 105H20V103H22L23 101H24V99H22V101H18L19 103H17L16 102V98L18 97H14L13 98ZM25 96V95H24ZM37 96V95H36ZM53 96V95H52ZM159 96H160V98H159ZM205 96V97H204ZM213 96H215V95H213ZM253 97H255L254 95H252ZM262 98H263V96L262 95H260ZM184 97V96H183ZM253 97H251V99L253 98ZM20 98H22V97H20ZM20 98H18V99H20ZM157 98H158V101H157ZM173 98V97H172ZM255 98H257L258 100L260 99L258 96H256ZM255 98H253V99H255ZM70 99H72L71 101H70ZM250 99V98H249ZM15 100V101H14ZM159 100H160V102H159ZM169 100V99H168ZM28 101V99L26 98V102ZM31 101V100H30ZM171 101V100H170ZM174 101V100H173ZM12 102H15V103H12ZM156 102H157V104L158 105H156ZM159 102V103H158ZM163 102H164V100H163ZM172 102V101H171ZM242 102V101H241ZM248 102V101H247ZM260 102V101H259ZM258 101L256 102V104H258V106L260 107V105L259 104H262V102H264V101H262V102H260L259 103ZM24 103H25V101H24ZM169 103V104H168ZM243 103H244V101H243ZM242 103V104H243ZM249 103H251V102H248V103H244L245 105H247V104H249ZM1 104V105H2ZM9 104V105H8ZM23 104V103H22ZM25 104H27V103H25ZM24 104V105H25ZM137 104V105H136ZM162 104V103H161ZM202 104V105H201ZM243 104V105H244ZM253 104V103H252ZM264 104V103H263ZM262 104V105H263ZM4 105H2V106H4ZM20 105V106H19ZM28 105H29V102H28V104L27 105H25L24 107H28ZM244 105V106H245ZM254 105V104H253ZM1 106V107H2ZM13 106H10L11 108H12V110L10 111V113L8 112V115H10L11 113H12V111H13V113L11 114V115H13L14 116V114H15V112H18L19 111V109L20 108H16L15 106V108H13ZM17 106V105H16ZM9 107V108H10ZM173 107V108H172ZM198 107V108H197ZM262 107H264V106H262ZM160 108H162V109H160ZM16 109H18L17 111H16ZM26 109V108H25ZM206 109V108H205ZM10 109H8V111H9ZM14 110H15V112H14ZM34 110H36V109H34ZM239 110V109H238ZM259 110H261V111H263L264 109H261V107L259 108ZM2 111H4V108L3 109H1L0 108V115H2V114H4L5 112V115H7V109L5 110V112H3L2 114H1V112ZM28 111V110H27ZM198 111V110H197ZM240 111H241V109H240ZM243 111V110H242ZM261 111L259 112V113H261ZM25 112V111H24ZM23 112V113H24ZM175 112H177V111H175ZM238 112V111H237ZM236 111L234 112L235 114H234V116L236 115V113H237ZM264 112V111H263ZM261 113V114H263L264 115V113ZM18 113H20V112H18ZM23 113H22V111H21V113L20 114H22L23 115ZM26 113V112H25ZM31 113V112H30ZM42 113V114H43ZM50 113H52V114H50ZM142 113V114H141ZM239 113H241V112H239ZM238 113V114H239ZM244 113H245V111H244ZM247 113H248V110H247ZM27 114V113H26ZM26 114H24V115H26ZM33 114V113H32ZM44 114V115H45ZM57 114V115H56ZM140 114V115H139ZM260 114V115H261ZM5 115H3V116H5ZM30 115V114H29ZM113 115V117H111ZM144 116V117H141L140 118V116ZM177 115H178V113H177ZM244 115H246V114H244ZM243 115V116H244ZM258 115V114H257ZM257 115H255V116H257ZM258 116V118H260V120L262 121V119H263V115H261V116ZM3 116H1V117H3ZM16 116V115H15ZM34 116H35V113L32 115V116H30V117H33L34 118ZM175 116H176V114H175ZM230 116V115H229ZM239 116V117H238ZM238 116H236V117H233V119H234V121H236L238 118H240V115H238ZM247 116V115H246ZM263 116V117H262ZM1 117H0V119H1ZM10 117V116H9ZM16 117H18V115L16 116ZM20 117V116H19ZM18 117V118H19ZM22 117V116H21ZM29 117V118H30ZM42 117V120H44L43 119V117L44 116H41ZM138 117H139V119H141V121H139L138 120ZM178 117V116H177ZM4 119L6 118V116L5 117H3ZM2 118V119H3ZM26 118H28L27 116L25 117V119ZM36 118V117H35ZM34 118V119H35ZM112 118V119H111ZM162 118V119H163ZM248 118V119H247ZM258 118H256V117H254L252 120H256V123L258 124L259 122H257V121H259V119ZM262 118V119H261ZM2 119L0 120V123L2 122ZM13 119V121H14V124L16 123L15 122V119L14 118H12ZM17 119V118H16ZM19 119H21V118H19ZM31 119V118H30ZM37 120H38V118H36ZM36 119H35V122H36ZM173 119V121H175ZM228 119V118H227ZM233 119H232V123H233ZM250 119V117H246V119H241V120H237V122H238V124H237V130H236V134L233 136L232 134V137H233V139H232V137H230V140H228L227 142L228 143H226L227 145L225 146L228 150H229V148H230V151H231V153L232 152H234V151H232V150H234V149H236L235 150V152H237V150H240V151H238L237 153L238 154H240V155H236L237 157L238 156H242V157H245L246 156V154H247V157H250L251 158V160L249 161L248 159H250V158H247V157H245V158H247V159H245L244 160V162H249L248 164L249 165H247V163H245V164H241V163H239V164H241V165H244V168L242 167V169H241V167H240V169H241V171L243 172H241L240 171V173H239V169L238 170H236L237 172V177H239V181H240V174L242 175V174H244V176H243V178H241V179H244V183L245 184H243V182H242V185H246V187L244 186V188L242 189L243 191H245V189H246V192H245V194L247 195L246 197H244V199L243 200H245V202L242 200V198H243V196H242V198H238V200H240V201H242V202H240V201H236V203H235V205H237L238 203L237 202H239V203H241V204H238L239 206H241L240 208H242V206H243V208L241 209V210H243L242 212L243 213H238L239 211H241L240 210V208H235V209H233V213L235 212L234 210H238V212H237V215L234 213H232V208H230L231 210H229V208H228V205H227V207H226V209L224 210L225 211V213H224V215H223V212L221 213L222 215V217L223 218H221L220 220L222 221L223 220V224L221 225L222 227H221V229H220V225L219 226H217V227H219V229L220 230H222L221 232H222V238H221V243H219V244H221V245H216V244H214L213 246H215V247H213V246H209L210 248V250L208 251V253H207V251H205L204 253L202 252V254H204V256H205V258H210V260H212L211 262H212V264H264V131L263 132H261V130L260 131H258L259 132V134H258V132L256 131V133L254 132V130L252 131V132H254L255 134H253L251 131H249L250 130V128L252 127L251 126V120ZM6 120V119H5ZM8 120V119H7ZM10 120V119H9ZM6 121V122H8V123H3L4 125L6 124V125H10L9 124V122L10 121H12V120H10V121ZM32 120V119H31ZM31 120H28V121H30V123H31ZM41 120V118L39 117V121ZM41 120V121H42ZM177 120V119H176ZM229 120H231V119H229ZM251 120V121H250ZM22 121H23V118H22ZM22 121L20 122V124L22 125ZM28 121H25V126H26V129H27V127L29 126V125H26L27 123L26 122H28ZM39 121L38 122H34V121H32V122H34L35 124H31V126L32 127H34L35 125H37V126H39L38 125V123H39ZM167 121V122H168ZM3 122H4V120H3ZM172 122V121H171ZM253 122V121H252ZM263 122H264V120H263ZM263 122H262V124H263ZM19 123V121L17 122V124ZM42 123V122H41ZM43 123H44V121H43ZM133 123V124H134ZM255 122H253V124H254ZM256 123H255V125H256ZM3 124L1 123V125H0V128L1 127H3ZM13 124V123H12ZM11 124V125H12ZM17 124H15V125H13L15 128L17 127ZM235 124V125H236ZM262 124H260V126H261V128L260 129H262V126L264 125H262ZM5 125V126H6ZM21 125L19 126V124H18V127H21ZM31 126H29V128L31 127ZM37 126H35V127H37ZM119 126H117L118 127V129H119ZM12 128V129H15V128ZM40 127L41 126H39V128H38V130H40ZM139 127H140V129H139ZM259 127V126H258ZM5 128V127H4ZM7 128V127H6ZM28 128V129H29ZM9 129V128H8ZM17 129V128H16ZM19 129V128H18ZM23 129H25V128H22V133H23ZM27 129V130H28ZM31 129V128H30ZM192 129V128H191ZM252 129H258V128H252ZM3 130V129H2ZM7 130V129H6ZM9 130H11V128L9 129ZM21 130V129H20ZM19 130V131H20ZM26 130V131H27ZM33 130V129H32ZM31 130V131H32ZM34 130H35V128H34ZM37 130V129H36ZM36 130H35V132H36ZM41 132H43V130H44V128H41ZM116 130V129H115ZM121 130V129H120ZM234 130V131H235ZM259 130V129H258ZM263 130H264V128H263ZM4 131V130H3ZM8 131V130H7ZM12 131H14V130H12ZM11 131V132H12ZM25 131V130H24ZM30 131V130H29ZM50 131H52V132H50ZM0 132H2V131H0ZM9 132V131H8ZM28 132V131H27ZM34 132V131H33ZM41 132L39 131V134L42 136V134H43V136H44V132L41 134ZM142 132V133H141ZM193 132V131H192ZM251 134H250V133ZM10 133V132H9ZM9 133L7 134V135H9ZM16 133V132H15ZM47 133H45V135L47 134ZM57 133L59 134H61V136L60 135H57ZM3 134V133H2ZM2 134H1V136H2ZM6 134V133H5ZM18 134H19V132H18ZM27 133L25 132V135H23V136H30V135H26ZM49 134V135H50ZM113 134V135H112ZM193 134V133H192ZM13 134H11V136H12ZM20 135V134H19ZM18 135V136H19ZM22 135V134H21ZM55 135H57V136H60V137H58V138H56V136ZM115 135V136H114ZM121 135V134H120ZM187 135V134H186ZM237 135V137H235ZM0 136V137H1ZM17 135H16V137H18ZM22 136V137H23ZM38 136V133H37V135H36V137ZM41 136H39L38 138H40ZM132 136H133V134H132ZM154 136V135H153ZM228 136V135H227ZM8 137V136H7ZM10 137V136H9ZM35 136H32V140H33V138H34ZM112 137V138H113ZM2 138V137H1ZM24 138V137H23ZM30 138H31V136H30ZM46 138V137H45ZM44 138V139H45ZM61 138V139H60ZM69 138V139H68ZM73 138H75V140L73 139ZM116 138H118V137H116ZM120 138V137H119ZM35 139V138H34ZM50 139V138H49ZM48 139V140H49ZM70 139H73V140H70ZM194 139V138H193ZM4 140H5V137H4ZM9 140V139H8ZM19 140V139H18ZM26 140V139H25ZM27 140H30L29 138L27 139ZM32 140H30V142L32 141ZM40 140H43L42 138L41 139H39L38 141H40ZM47 140V139H46ZM50 140V141H51ZM111 140H113V141H111ZM222 140V139H221ZM2 141H3V139H2ZM14 141V140H13ZM12 141V142H13ZM33 141H35V140H33ZM37 141V140H36ZM69 141V142H68ZM134 141H136V138L134 139ZM223 141V140H222ZM6 142H8V141H6ZM15 142V141H14ZM2 143V142H1ZM1 143H0V145H1ZM29 143V142H28ZM40 143V142H39ZM49 143H51V142H49ZM49 143H48V145H49ZM55 143V142H54ZM139 143V142H138ZM223 143H225V141L223 142ZM15 144V143H14ZM31 145L33 144V143H30ZM36 144V146H37V144H38V142H36L35 143ZM4 145V144H3ZM5 145H6V143H5ZM27 145V144H26ZM25 145V146H26ZM117 145V144H116ZM115 145V146H116ZM136 145V144H135ZM138 145V144H137ZM17 146V145H16ZM28 146H30L29 144H28ZM34 146V145H33ZM40 146V145H39ZM50 146V145H49ZM54 146V145H53ZM113 146V145H112ZM175 146H177V145H175ZM224 146H222V148L224 147ZM228 146H229V148H228ZM2 147V146H1ZM22 147H24L23 145H22ZM30 147H32V146H30ZM35 147V146H34ZM33 147V148H34ZM73 147L75 148V149H73ZM138 147V146H137ZM8 148V147H7ZM20 148H21V146H20ZM27 148V147H26ZM109 148V149H108ZM114 148V147H113ZM140 148V147H139ZM178 148H179V146H178ZM226 148H224V149H226ZM1 149V148H0ZM13 149V148H12ZM25 149V148H24ZM115 149V148H114ZM223 149V150H224ZM232 149V150H231ZM31 150V148L29 149V151ZM35 150H36V148L33 150L34 152H35ZM55 150V149H54ZM56 150H57V148H56ZM176 150V149H175ZM241 150H242V152H241ZM2 151V150H1ZM10 151V150H9ZM14 151H16V150H14ZM32 151V150H31ZM75 151H77V154L75 155V156H71V154H72V152H75ZM137 151H139V150H137ZM27 152V151H26ZM176 152H177V150H176ZM224 152H226L225 150H224ZM234 152V153H235ZM7 153V152H6ZM16 153V152H15ZM37 153V152H36ZM54 153H56L55 151H54ZM223 153V152H222ZM227 153V152H226ZM228 153H229V151H228ZM227 153V154H228ZM234 153H232V155L234 154ZM236 153V154H237ZM244 155H243V154ZM20 154V153H19ZM33 154V153H32ZM35 154V153H34ZM33 154V155H34ZM149 154V153H148ZM147 153L145 154V155H148ZM242 154V155H241ZM4 155V154H3ZM8 155V154H7ZM10 155V154H9ZM23 155V154H22ZM25 155V154H24ZM28 155V154H27ZM26 155V156H27ZM229 155V154H228ZM149 156V155H148ZM147 156V157H148ZM28 157V156H27ZM26 157V158H27ZM38 157V156H37ZM145 157V156H144ZM143 157V160H149V159H147V157H145L144 158ZM174 157H178V156H174ZM232 158H229L230 159V161L233 159H236V158H234L233 156H231ZM12 158V157H11ZM25 157H24V159H26ZM30 158V157H29ZM29 158H27V159H29ZM139 158V157H138ZM181 158V157H180ZM31 159H33V158H31ZM113 159V158H112ZM176 159V158H175ZM178 159V158H177ZM229 159H227V160H229ZM238 159H240L239 157H238ZM242 159V158H241ZM13 160V159H12ZM23 160V159H22ZM180 160V159H179ZM247 160V161H246ZM1 161V160H0ZM58 161V162H59ZM116 161V160H115ZM141 161H142V156H141ZM141 161H139V162H141ZM178 161V160H177ZM176 161V162H177ZM181 161V160H180ZM6 162V161H5ZM4 162V163H5ZM9 162V161H8ZM25 162V161H24ZM66 162V161H65ZM137 162H138V160H137ZM144 163L146 162V161H143ZM236 162V161H235ZM238 162V161H237ZM11 163H13V162H11ZM63 164H64V162H62ZM224 163H228V161L227 162H224ZM229 163H231V162H229ZM229 163H228V165H229ZM9 164V163H8ZM34 164V163H33ZM33 164H31V165H33ZM232 164V163H231ZM235 164V163H234ZM10 165V164H9ZM23 165V164H22ZM66 165V164H65ZM68 165V164H67ZM72 165H74L73 163H72ZM72 165H70V166H72ZM236 165V164H235ZM76 166V165H75ZM245 166H246V168H245ZM9 167V166H8ZM16 167V166H15ZM15 167H14V169H15ZM20 167H22V166H20ZM35 167V166H34ZM34 167H33V169H34ZM73 167V169H75L74 168V166H72ZM113 167V166H112ZM174 167V166H173ZM13 168V167H12ZM30 167H28V169H29ZM115 168V167H114ZM151 168V167H150ZM153 168V167H152ZM151 168V169H152ZM17 169V168H16ZM15 169V170H16ZM149 169V168H148ZM156 169V168H155ZM176 169H177V167H176ZM175 168H174V170H173V172H175L176 173V171L178 170H176ZM222 169V168H221ZM3 170V169H2ZM158 170H160V169H158ZM227 170V169H226ZM1 171V170H0ZM12 172H13V170H11ZM24 171V170H23ZM28 171H30V170H28ZM111 171V170H110ZM152 171V170H151ZM155 171V170H154ZM178 171H180V170H178ZM178 171H177V173H178ZM233 171V170H232ZM6 172V171H5ZM11 172V174H13ZM146 172H147V170H146ZM226 173V181H228L229 179L227 178V177H230V176H232V175H234L235 176V170L233 171L234 172V174H232V175H229L228 174V172L227 171H225ZM231 172V171H230ZM229 172V173H230ZM24 173H25V171H24ZM32 173V172H31ZM72 173V174H73ZM108 173V172H107ZM148 173V172H147ZM9 174V173H8ZM71 174V173H70ZM138 173H136V175H137ZM140 174H142L143 176H144V171H143V173H142V171H141V173ZM150 174L151 173H149L148 174V176H150ZM3 175H5V174H3ZM16 175V174H15ZM23 175V177H24V174H22ZM95 175H96V177H95ZM107 175V174H106ZM118 175V174H117ZM132 175H134L135 176V174H132ZM139 175V174H138ZM141 175V176H142ZM147 175V174H146ZM229 175V176H228ZM72 176V175H71ZM110 177L111 176V174L109 173V175H107V177ZM148 176H146V177H148ZM223 177L225 176V175H222ZM11 177V176H10ZM15 177V176H14ZM14 177H13V179H14ZM94 177V178H93ZM108 177V178H109ZM119 177V176H118ZM132 177V176H131ZM222 177V178H223ZM237 177H236V179H234V177L233 178H231L232 180L234 179V180H236L237 181ZM72 178V177H71ZM83 178V179H82ZM85 178V179H84ZM93 178V179H92ZM128 178H129V176H128ZM142 178V177H141ZM140 178V179H141ZM145 178V177H144ZM149 178V177H148ZM147 178V179H148ZM1 179V178H0ZM9 179V178H8ZM16 179V178H15ZM17 179H19L18 177H17ZM73 179V178H72ZM82 179V180H81ZM228 179V180H227ZM11 180H12V178H11ZM67 181H69L68 179H66ZM105 180L106 179H104V184H106L105 183ZM110 180V179H109ZM108 180V181H109ZM146 180V179H145ZM8 181V180H7ZM27 181V180H26ZM74 180H72V182H73ZM108 181H107V183H108ZM143 181V180H142ZM235 181V182H236ZM243 181V180H242ZM11 182V181H10ZM17 182V181H16ZM21 182V181H20ZM144 182V181H143ZM229 182V181H228ZM227 182V183H228ZM230 182H232L231 180H230ZM241 182V181H240ZM74 183H75V181H74ZM99 183H102V182H99ZM110 183V182H109ZM145 183V182H144ZM149 183V182H148ZM185 184H186V182H184ZM13 184V183H12ZM76 184V183H75ZM78 184H79V186H78ZM96 184V185H95ZM103 184V183H102ZM103 184V185H104ZM145 184H147V183H145ZM220 184V183H219ZM241 184V183H240ZM9 185V184H8ZM7 185V186H8ZM71 185V184H70ZM103 185H101V186H97L98 187V189L99 188H101ZM140 185H141V183H140ZM139 185V186H140ZM222 185H224L225 186V184H223V182H222ZM221 185V186H222ZM228 185H229V183H228ZM227 185V186H228ZM241 185V187H243ZM75 186V185H74ZM73 186V187H74ZM83 186V187H82ZM88 186V187H87ZM107 185H104V187H102V188H107L106 187ZM138 186V189L139 190H141V187H139ZM143 186V185H142ZM147 186V185H146ZM223 186V187H224ZM12 187H13V185H10V187L9 188H11L12 189ZM48 187H49V185H48ZM76 187H75V189H76ZM222 187V188H223ZM228 187H230V189H231V192H232V187H231V183H230V186H228ZM46 188V187H45ZM72 188V187H71ZM101 188V189H102ZM149 188V187H148ZM235 188V187H234ZM237 188H240V187H237ZM237 188H235L236 190H238ZM44 189V188H43ZM67 189V188H66ZM65 189V190H66ZM94 191H93V190ZM144 189H145V187H144ZM221 189V188H220ZM224 189V188H223ZM54 190V189H53ZM57 190V189H56ZM69 190V189H68ZM72 190V189H71ZM100 190V189H99ZM147 190V189H146ZM146 190H144V191H146ZM219 190V189H218ZM225 190V189H224ZM229 190V189H228ZM242 190H241V192H242ZM55 191V190H54ZM73 191V190H72ZM71 191V192H72ZM75 191V190H74ZM73 191V192H74ZM91 192V191H93V192H91V193H93V194H91V193H89V192ZM102 191V190H101ZM109 191V190H108ZM137 191V190H136ZM227 191V190H226ZM238 191H240V190H238ZM49 192H51V190H49ZM55 192H57V191H55ZM142 192H143V190H142ZM224 192V191H223ZM228 192H230V190L228 191ZM236 192V191H235ZM240 192V194L242 195V193ZM40 193V192H39ZM47 193V192H46ZM53 193V192H52ZM97 193H99V191L97 192ZM135 193V192H134ZM239 193V192H238ZM45 194V193H44ZM68 194V193H67ZM83 194H85V192L83 193ZM136 194V193H135ZM224 194H226V193H224ZM229 194V193H228ZM234 194H236V193H234ZM239 194V195H240ZM244 194V193H243ZM91 195H93V197L91 196ZM231 195V194H230ZM230 195L228 196V197H230ZM238 195V196H239ZM44 196V195H43ZM83 196V195H82ZM237 196V197H238ZM228 197H227V199H228ZM51 198V197H50ZM57 198V197H56ZM95 198H96V200H95ZM226 198V197H225ZM66 199V198H65ZM64 199V200H65ZM83 199V198H82ZM99 199V200H98ZM107 199V198H106ZM93 200V201H92ZM103 200V199H102ZM101 200V201H102ZM223 200H224V198H223ZM234 200V199H233ZM58 201V200H57ZM56 201V202H57ZM79 201V200H78ZM80 201V202H81ZM95 201L97 202V203H95ZM61 202H62V200H61ZM65 202V201H64ZM85 202V203H84ZM94 204H93V203ZM103 202V201H102ZM228 202V201H227ZM231 202V201H230ZM245 204H244V203ZM63 203V202H62ZM62 203H61V205H62ZM224 203V202H223ZM75 204V203H74ZM104 204V203H103ZM102 204V205H103ZM224 204H226V203H224ZM244 204V205H243ZM76 205V204H75ZM233 205H234V203H233ZM77 206H78V203H77ZM76 206V207H77ZM104 206V205H103ZM79 207V206H78ZM95 207V206H94ZM99 207V206H98ZM101 207V206H100ZM105 207V206H104ZM237 207V206H236ZM96 208V207H95ZM103 208V207H102ZM62 209H64V208H62ZM99 209V208H98ZM222 209H223V207H222ZM221 209V210H222ZM61 210V209H60ZM81 210H79L80 212H81ZM84 210V211H85ZM56 211H58V210H56ZM93 211V213H94V209L92 210ZM100 211V210H99ZM104 211V210H103ZM102 211V212H103ZM86 212V211H85ZM101 212V211H100ZM230 212V213H229ZM55 214H58V212H56ZM63 214V213H62ZM67 214V213H66ZM81 214H83V213H81ZM97 214V213H96ZM96 214H93L92 216H88V215H86L87 217H89V224H91V223H93L94 224V217H95V215ZM100 214V213H99ZM99 214H98V216L96 217V218H100L99 217ZM219 214H220V211H219ZM59 216H60V214H58ZM69 215V214H68ZM77 215V214H76ZM103 215V214H102ZM239 215V216H238ZM243 215V216H242ZM53 216H55V215H53ZM53 216H51L52 218H53ZM58 216V217H59ZM73 216V215H72ZM79 216V215H78ZM84 216V215H83ZM245 216V218H243L242 220H241V222H240V220H238V223L237 224H235V222L234 221H236L237 219H239V217H240V219H241V217H244ZM63 217V216H62ZM65 217H66V215H65ZM68 217H70V216H68ZM85 217V216H84ZM83 217V218H84ZM87 217H85V219H87ZM94 218L93 220H91L92 218ZM219 217V216H218ZM67 218V217H66ZM259 219V221H258V219ZM54 219V218H53ZM70 219V218H69ZM73 219H74V217L72 218V221H73ZM75 219H76V217H75ZM82 221H84V219H81ZM99 220V219H98ZM258 221L259 222V224H258V227H257V222L256 221ZM262 220V221H261ZM54 221H55V219H54ZM50 221L48 220V222H45V223H49ZM91 222V223H90ZM217 222H219V220L217 221ZM237 222V221H236ZM239 222H240V224H241V226H238L239 225ZM44 223V222H43ZM53 223V222H52ZM75 223V222H74ZM77 223V222H76ZM75 223V224H76ZM84 223V222H83ZM85 223H87L86 221H85ZM260 223H262V224H260ZM40 224V223H39ZM50 224V223H49ZM216 224V223H215ZM41 225V224H40ZM48 224H45V226H47ZM88 225V224H87ZM95 225V224H94ZM32 226V225H31ZM44 226V227H45ZM49 226V225H48ZM54 226H56V225H54ZM53 226V227H54ZM58 226V225H57ZM56 226V227H57ZM60 226V225H59ZM62 226V225H61ZM93 226V225H92ZM34 227V226H33ZM52 227V228H53ZM35 228V227H34ZM51 228V229H52ZM237 230H236V229ZM37 229V228H36ZM50 229V230H51ZM54 229V228H53ZM61 229H63V228H61ZM60 229V230H61ZM214 229V228H213ZM214 230H216L215 232H218L217 231V229H214ZM38 231V230H37ZM213 231V230H212ZM46 232H47V230H46ZM48 232H49V229H48ZM235 232H236V234H237V232H238V234L237 235H239V236H241V238L239 239H237L236 240V238H237V235L235 234ZM34 233V232H33ZM36 233V232H35ZM52 233H54L53 231L52 232H50V236H48V235H46L47 237L46 238H49V237H51V238H55V236H56V234L55 235H52ZM42 234V233H41ZM40 234V235H41ZM59 233L57 232V236L60 238V235H58ZM61 235L63 234L64 235V233H60ZM242 234V235H241ZM45 235V234H44ZM44 235H42V236H44ZM62 235V236H63ZM215 235V234H214ZM53 236V237H52ZM61 236V237H62ZM164 236V235H163ZM211 238H212V240H214L215 241V239L217 240V235H216V238L215 239H213V237H212V235H209ZM219 236V235H218ZM35 237H37V235L35 236ZM38 237H39V234H38ZM66 237V236H65ZM160 237H162L161 235H160ZM165 237V236H164ZM205 237V236H204ZM215 237V236H214ZM63 238V239H62ZM61 238V240H66V238H64V237H62ZM163 238V237H162ZM162 238H160L161 240H162ZM181 238V237H180ZM206 238H207V235H206ZM220 238V237H219ZM218 238V239H219ZM56 239V238H55ZM168 239H170V238H168ZM37 240V239H36ZM79 240V239H78ZM137 240V239H136ZM153 240H154V238H153ZM174 240V239H173ZM189 240V239H188ZM187 240V241H188ZM211 240V239H210ZM46 241V240H45ZM55 241H57V240H55ZM158 240H155L154 242L156 243ZM162 241H164L165 242V238H164V240H162ZM169 241V240H168ZM171 241V240H170ZM175 241H177V240H175ZM182 241H183V243L184 244H182ZM195 241L196 240H194L193 242H192V244L190 245V249L192 248V247H194L193 249H194V251H195V245H197V243L199 244L200 242H203V244H205L204 242L205 241H208L207 239H204V241H200V239H199V241L200 242H198L197 241V243H195ZM49 242V241H48ZM61 242H63V241H61ZM61 242L59 243V244H61ZM65 242V241H64ZM161 242V241H160ZM174 242V241H173ZM173 242H171L172 243V245L173 244H175L174 246H171V245H169V244H166V245H168L167 247L165 246V244H163L164 246H162L161 244L163 243V242H161V243H159V241H158V243L161 245L160 247H162V248H160L158 245L159 244H157V249H155L154 247H156L155 245H153L152 247L154 248V251H158L159 253L160 252H162L161 254H158V256H160L161 255V257H162V255L164 256V255H166L168 258L169 257H173V259H174V257H175V259H176V257H178V259L180 260V261H182V259L184 260V258H189L190 260L191 259H193V258H190L191 256H192V254L191 253H189V252H191L190 251V249H188L187 247H189L188 245L189 244H187V242H186V240L184 241V239L182 240V239H180L179 240V243L178 244H176L175 242L173 243ZM38 243V242H37ZM50 243V242H49ZM54 243V242H53ZM58 242H56V244H57ZM131 243H133V242H131ZM154 243V244H155ZM187 245H186V244ZM210 243H211V241H210ZM55 244V243H54ZM53 244V245H54ZM55 244V245H56ZM149 244V243H148ZM180 244V245H179ZM195 244V245H194ZM49 245V244H48ZM128 245V244H127ZM139 245H143V243L141 244V243H139ZM183 245V246H182ZM184 245L185 246H187V247H185V248H187V250L185 249H183V248H181V246L182 247H184ZM194 245V246H193ZM45 246V245H44ZM52 246V245H51ZM136 246V245H135ZM138 246V245H137ZM146 246H147V244H146ZM199 246H200V244H199ZM203 246V245H202ZM62 247V246H61ZM130 247V246H129ZM133 247V246H132ZM132 247H130V248H132ZM151 247V248H152ZM177 247V248H176ZM180 247V248H179ZM197 247H198V245H197ZM206 247V246H205ZM63 248V247H62ZM135 248V247H134ZM138 249H139V247H137ZM160 248V249H159ZM164 248H166V249H164ZM207 248V247H206ZM68 249V248H67ZM120 249V248H119ZM133 249V248H132ZM142 249V248H141ZM159 249V250H158ZM161 249H163V250H161ZM204 249V248H203ZM203 249L202 250H200V252L201 251H203ZM48 250H49V248H48ZM51 250V249H50ZM53 250V249H52ZM135 250V249H134ZM189 250V251H188ZM197 251H195V252H197V253H199V250L198 249H196ZM207 250V249H206ZM38 251V250H37ZM145 250H143L142 251V253H141V256L143 257V254H145V253H143ZM150 251H152V250H150ZM185 251H188V252H185ZM119 252H121V251H119ZM146 252V251H145ZM43 253V252H42ZM63 253V252H62ZM118 253V252H117ZM123 253V252H122ZM150 253V252H149ZM187 253V254H186ZM140 254V253H139ZM206 254H207V256L208 257H206ZM54 255H55V252H54ZM58 255V254H57ZM132 255H134V254H132ZM151 255H153L154 256V254H152L151 253ZM191 255V256H190ZM196 255V254H195ZM42 256V255H41ZM116 256V255H115ZM140 256V255H139ZM146 256H147V253H146ZM152 256V257H153ZM165 256V257H166ZM202 255H200V258L202 259V258H204L203 256L201 257ZM210 256V257H209ZM51 257V256H50ZM117 257V256H116ZM136 257H138V256H136ZM145 257V256H144ZM150 257V259H151V256H150V254L148 255V258ZM39 258V257H38ZM37 258V259H38ZM121 258V257H120ZM141 258V257H140ZM148 258H146V259H148ZM158 258V257H157ZM182 258V259H181ZM148 260L149 262L151 261V260ZM174 259V260H175ZM143 260V259H142ZM153 260H156V258L155 259H153ZM168 260V259H167ZM174 260H173V262H174ZM190 260L189 261H187V259L186 260H184L185 262H187V264H189L190 263ZM146 260H145V258H144V262H145ZM169 262H171L170 260H168ZM184 261H182V262H184ZM202 261V262H201ZM200 262L201 263H203L204 261L203 260H201ZM143 262V261H142ZM144 262L142 263V264H144ZM156 262H158V261H156ZM166 261H164V263H165ZM189 262V263H188ZM191 262H193V264L195 263L194 262V259L193 260H191ZM141 263V262H140ZM139 262L137 263V264H140ZM164 263H160V264H164ZM172 263V262H171ZM200 263V264H201ZM147 264V263H146ZM158 264H159V262H158ZM166 264V263H165ZM178 264V263H177ZM192 264V263H191ZM205 264H209L208 262H206Z\"/></svg>",
    "mask_w": 264,
    "mask_h": 264
},
{
    "label": "crops",
    "instance_id": "obj_3",
    "mask_svg": "<svg viewBox=\"0 0 264 264\" xmlns=\"http://www.w3.org/2000/svg\"><path fill=\"white\" fill-rule=\"evenodd\" d=\"M168 226L169 227H167V228H164L163 229V232L164 233H166V232H171V233H178V234H180V233H185V231H187V230H191V228L190 227H184V228H177V223L175 222V221H171V222H169V224H168ZM160 241L161 240H159V243H160ZM161 242H163V243H171V242H173V241H161ZM175 243L176 242H178V241H174ZM173 242V243H174ZM157 243H158V241H157ZM167 247V246H166ZM117 256V257H116ZM116 256H114V257H111V261H110V263H122L123 262V260H124V258H123V256H118V255H116ZM151 256V259H150V257L148 258V255L147 256H141V258H140V256L139 257H129V259H128V264H137L138 262L140 263V264H142L143 262H144V258H145V262H144V264H158V262H159V264L162 262V263H164V261H166L165 263L166 264H187V262H185L184 260H186L187 259V261H189L190 259L189 258H184V260L182 259V261H184V262H182V261H180L179 259H178V257H176V259H175V257H174V259H173V257H167L166 255H162V257H161V255L160 256H158V254H156V255H150ZM153 256V257H152ZM166 256V257H165ZM121 257V258H120ZM158 257V258H157ZM146 258H148V259H146ZM156 258V260H153V259H155ZM190 258H193V257H190ZM143 259V260H142ZM151 260L150 262L148 261V260ZM170 260L171 262H169L168 260ZM173 260H174V262H173ZM191 260H193V259H191ZM191 260H190V263L189 264H191L192 262H191ZM143 261V262H142ZM156 261H158V262H156ZM207 262V261H206ZM164 263V264H165Z\"/></svg>",
    "mask_w": 264,
    "mask_h": 264
}]
</instances>
